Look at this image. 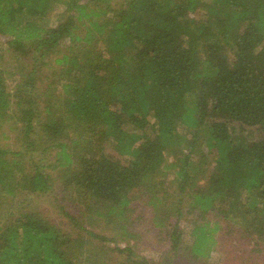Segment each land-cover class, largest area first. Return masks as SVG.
Returning a JSON list of instances; mask_svg holds the SVG:
<instances>
[{
  "label": "trees",
  "instance_id": "obj_1",
  "mask_svg": "<svg viewBox=\"0 0 264 264\" xmlns=\"http://www.w3.org/2000/svg\"><path fill=\"white\" fill-rule=\"evenodd\" d=\"M58 5L60 21L45 25ZM0 35L30 65L12 91L0 67V124L14 119L23 143L0 147V264H98L93 241L108 239L92 226L103 216L134 238L132 204L146 196L155 228L177 218L172 253L186 244L182 204L193 258L210 254L222 221L242 229L248 256L263 250L264 0H0ZM67 42L42 79L47 53ZM34 125L44 150L59 148L79 204L78 215L61 211L70 232L28 199L53 180L26 158ZM169 186L180 197L163 217ZM124 250L131 264H156Z\"/></svg>",
  "mask_w": 264,
  "mask_h": 264
},
{
  "label": "rangeland",
  "instance_id": "obj_2",
  "mask_svg": "<svg viewBox=\"0 0 264 264\" xmlns=\"http://www.w3.org/2000/svg\"><path fill=\"white\" fill-rule=\"evenodd\" d=\"M119 0H116L118 2ZM63 7L61 5L56 6V9L52 12L51 16L47 18L44 22L45 25L54 27L60 21L59 15L62 13ZM9 37L5 35H0V67L8 71L7 78L5 80L8 90L12 91L17 83L18 75L21 69L24 67H30L27 65V60L22 63L16 61L15 55L8 50ZM67 43L59 46L58 54L56 52L47 53V58L49 65H44L42 79L44 74L46 75L51 70H48L51 66L53 67V60L56 56H60L64 52ZM21 65V66H20ZM26 65V66H25ZM24 66V67H22ZM47 66L49 67L47 69ZM45 79V78H44ZM48 82L45 80L43 86ZM41 130L38 125H34V131L30 134L29 141L34 142L36 147L35 150H30L27 153L26 158L30 163H37L39 165L49 166L46 170L50 173L52 180V188L49 192L41 196H30L28 199L31 201V205L37 204L53 222H56L64 231L70 232V227L68 226V221L62 215V210L71 212L75 215L79 214V204L73 197H70V192L65 189L63 185L64 179L62 178L63 168H59L56 165L58 159L57 151L59 148L53 150H44L46 139L41 135ZM183 133L190 135V133L182 130ZM23 143L19 134V124L15 123L14 119H8L0 124V147L9 149H22ZM106 152L110 155H117L118 158L124 162L126 160V155H119L114 150L111 144L105 146ZM172 158L168 157V161ZM173 177L172 173L168 172L167 179L170 180ZM161 186L159 187V189ZM174 187L169 186L167 192L161 198L159 202L160 205L157 207L160 209L159 213L161 216L164 215L171 216L168 209L171 203L180 196L173 192ZM162 191L158 192L157 195H161ZM18 199L23 200V197ZM148 196L141 200H137L132 204V210L129 221L130 229L135 234L134 238L126 239L123 230L118 228H113L112 225L106 224L104 222L105 218L102 216L96 223L92 226L94 232L100 236H104L108 240L104 241H93V247L97 252H100V257H95V261L98 264H131L128 261V254L126 253V246H131L134 250L133 260L139 257H145L148 261H155L156 264H264V247L263 250L258 254L248 253L247 255V245L245 239H239L238 236L243 232L239 227L236 229L230 222H221V228L216 233L217 243L215 244L213 250L207 257L193 258L189 254V250L186 247L191 242L190 230L191 225H193V214L187 212L185 204L179 205V208L183 212V216L179 220V226L186 229L184 233V244L181 249H178L176 253H172L170 249V240L168 232L171 229V224L177 221V218L171 217L169 222L161 229L155 228L151 222L154 215V209L152 205H147ZM62 207V209H61ZM2 208L0 209V211ZM64 217V218H63ZM216 220V219H215ZM228 223V224H226ZM244 229V228H243ZM73 232L74 229H71ZM238 230V231H237ZM244 233V232H243ZM102 248V249H101ZM105 250V251H102ZM120 250V251H119Z\"/></svg>",
  "mask_w": 264,
  "mask_h": 264
}]
</instances>
